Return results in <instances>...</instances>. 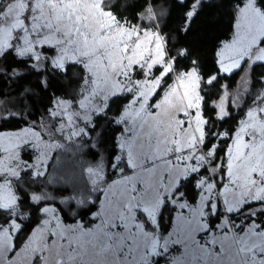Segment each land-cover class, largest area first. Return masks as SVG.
<instances>
[{"label": "rangeland", "instance_id": "374dc122", "mask_svg": "<svg viewBox=\"0 0 264 264\" xmlns=\"http://www.w3.org/2000/svg\"><path fill=\"white\" fill-rule=\"evenodd\" d=\"M101 2L102 0H67L74 15L70 21L63 18L62 27L68 31L79 27L84 33L78 37V43L82 52L92 54L93 72L102 78L98 82L102 94L86 101L90 110L80 109V119L72 115L74 104L67 108L60 120L64 129L55 134L50 129L58 121L57 118L50 117L49 112L39 122L17 130L0 132L3 137L0 139V146L9 149V152L0 156V167H7L15 162L10 161L9 156H15L21 164H27L26 167H17V175L8 173L5 176L0 172V196H8L10 189L11 195L16 198V204L11 210V220L20 226L14 219L18 213V200L12 179L23 171H29L33 176L43 175L55 150L70 146L82 135L87 137L86 129L92 124V120L104 112L111 98L118 95L129 94L130 100L115 119L122 127L117 143L123 140L125 144L124 149L119 150L116 163L121 158L125 161L130 150L136 167L131 170L126 166V173L119 169L118 177H114L103 187L106 162L100 160L101 162L86 169L87 182L91 185L90 193L92 192L89 197L94 198L98 194V199L96 210L85 214L84 221L76 217L79 214L77 208L68 209V206H64L68 202L66 199L61 200V206L43 205L40 209L41 220L18 248L14 247V238L20 227L12 229L11 224H7L12 249L3 254L2 264H37L36 255L25 252L24 246L32 240L36 241L35 247L47 245V249L39 255L47 256L48 264H250L249 249L264 247V227H259L264 225V123L253 119L251 126L246 127L244 132L237 136L235 133L239 132L240 124L248 119L246 113L257 107L246 110L232 135L233 141L228 144L230 150L224 154L223 159L224 173H228L227 180L220 176L214 178L218 167L210 165L211 153L205 154L201 149L205 119L201 109L199 79L197 86L188 83L183 89L177 88L175 92L171 90L177 83L178 75L187 73L192 68L187 71L173 69L164 75L161 71L164 66L158 65L160 56L157 50V63L153 64L151 71L147 68L132 71L131 79L136 82L137 87L123 77L120 78L122 82L117 81L115 73L122 63L133 64L140 62L142 58L146 63L153 56L152 40L148 37L137 38L135 31L120 26L112 14L102 10ZM2 3H6V0ZM16 7L19 8V5ZM145 28L156 31L152 27ZM234 34L233 26L231 38L222 42L216 56L222 74H230L245 64L238 87L232 94L236 106L240 104L239 96L243 95L250 83L251 66L264 62L240 57L239 67H236L234 58L239 46L224 47L231 42ZM16 35L14 32L12 39L0 35V43L7 40L9 44L16 45ZM44 48L51 49V52H43ZM125 48L129 52L134 51V54L131 57L125 56ZM9 50L12 51L9 48L4 53ZM35 51L41 55L39 68H43L48 62L50 68L62 71L53 66L52 61L56 56L51 47L37 44ZM16 56L29 59L27 56ZM68 64L80 65L66 59L64 68ZM157 69L159 71L156 74ZM141 71L146 74L142 76ZM84 72L86 76V70ZM165 78L168 79L163 91L156 104H151V98L163 85ZM213 79L214 77H210L207 81L212 82ZM156 80L160 81L159 84L155 83ZM228 97L225 93L214 103L219 118L227 115L225 108ZM57 101L58 99L53 101L51 110L60 112L61 109L56 107ZM19 103L21 98L16 96L12 97V101H4V104L0 99V107L6 105L18 109ZM187 111L189 115L185 119L189 123L181 126L179 114ZM69 115H72V124L67 123ZM85 115L90 116V123L83 120ZM23 129L30 130V138L35 143L32 146L23 144L17 149L14 136ZM32 129L40 131L41 137L31 136ZM79 129H83L82 135H71V132ZM250 132H258L260 136L249 142L247 136ZM24 153L31 156L28 158ZM206 164L209 165L211 178L199 179V190L204 191V199L195 200L193 204L185 200L186 204L177 205L185 208L173 210L170 228L162 235L158 221L160 206L166 202L167 196L178 183L206 167ZM221 185H224L223 188ZM219 193L222 194L221 197ZM89 199L81 200L82 204L86 206ZM209 203L215 205V215L209 212ZM45 207L54 212L44 213ZM141 212L146 216H142ZM54 215L59 217L60 229L55 227ZM45 220H51V223L45 225ZM205 220L209 225L207 230L204 229ZM88 221L93 222L85 225ZM216 224L220 227L216 228ZM61 230L62 235H52V232ZM165 241L168 251L162 252L159 246L164 245ZM154 245L157 247L156 255L150 254ZM26 256L29 258L26 259Z\"/></svg>", "mask_w": 264, "mask_h": 264}, {"label": "trees", "instance_id": "16d2710c", "mask_svg": "<svg viewBox=\"0 0 264 264\" xmlns=\"http://www.w3.org/2000/svg\"><path fill=\"white\" fill-rule=\"evenodd\" d=\"M3 1L5 0H0V3ZM191 2L192 0H148L157 17L156 21H151L146 18L145 0H103L118 21L123 20L139 28H153V24L156 23L153 29L164 36L165 51L167 57H171L174 70L187 71L192 67L196 68L200 82L202 115L205 119L201 149L204 153H211L210 165L218 167L213 177L224 178L225 152L223 149L230 143L228 136L233 135V130L236 129L246 110L257 107L261 97H264V63L251 66L250 83L243 95L239 96L240 104L235 106L232 94L238 87L245 64L230 74H222L218 68L216 53L222 42L229 40L232 36L233 4L236 0H201L198 12L189 21L187 30L184 31L181 30L185 20L184 14ZM180 50H186V54L178 55ZM42 51L51 52V49L44 48ZM193 61L196 62L195 65ZM32 64H34L32 60L18 58L10 50L0 59V70L7 72V75H0V99L4 104V101H12V97L21 98L18 109L15 106L0 107V113H2L0 132L17 130L25 125L39 122L44 115L47 116L55 99H71L75 105L81 94L83 88L81 81L85 72L80 65L68 64L64 70L57 71L50 68L48 62L40 69L32 67ZM13 69L18 74H13ZM158 71L159 69L155 73L157 74ZM210 77L214 79L211 83H207ZM167 79H164L163 85L151 98V104L159 94V89H163ZM225 93L231 96V98L228 97L225 108L227 115L219 118L216 115L214 103ZM129 100V94L111 98L104 112L96 116L92 124L87 127L88 136L82 135L70 146L55 150L43 175L33 176L29 171H23L12 179L18 200V213L15 214L14 219L20 224V229L14 238L15 248H18L38 225L42 218L40 209L43 205L61 206V200L66 199L68 202H65L64 206H68V209L77 208L79 214L76 217L82 221L85 220V214L96 210L98 194L94 198L89 197L92 195L86 176V169L89 166L101 162L100 160L106 162V174L102 187L114 177H118L119 169L122 173H126L128 169L124 159L121 158L120 162L116 163V157L119 156L117 136L122 132V127L116 123L115 119ZM260 106L264 107V104ZM209 140L213 143L209 144ZM114 153L115 163L113 162ZM23 155L28 158L31 156L26 153ZM209 171L207 166H204L193 175L198 179H208L211 178ZM187 179L180 184L186 183ZM32 195H41L46 198L33 201L30 199ZM188 195L195 197L190 185L186 189L184 199L193 204L195 201L189 199ZM84 199H89L86 206L78 203ZM172 214L171 207L162 210L159 214L158 221L162 235L170 228ZM7 215L8 211L0 210V223L5 221ZM92 222H85V225H91Z\"/></svg>", "mask_w": 264, "mask_h": 264}, {"label": "snow or ice", "instance_id": "6c2138e0", "mask_svg": "<svg viewBox=\"0 0 264 264\" xmlns=\"http://www.w3.org/2000/svg\"><path fill=\"white\" fill-rule=\"evenodd\" d=\"M201 4V0H192L188 9L185 12V20L182 25V29L186 31L187 25L189 21L196 15L199 10V6ZM19 5V8L16 6ZM101 8L104 12L111 15V10L108 5L101 2ZM234 9V37L231 42L225 44V48H237L236 57L234 58V63L236 67H239V58L246 57L248 60H255L258 62H264V0H236V3L233 4ZM147 13V19H151L156 21L157 17L153 11V8L149 5L148 0H145V10ZM17 13L13 15L12 13ZM74 15L73 10L70 5L67 3V0H6V3H0V35L7 37L8 39L13 38V33L16 32L17 35L15 39L17 41L16 45L9 44L7 40L3 43H0V56H3L5 49H11L12 52L20 57L27 56L30 60L35 61L36 63L32 64V67H39V61L41 60V55L35 51V46L37 44L40 45H48L53 49V54L56 58L52 61L53 66L64 70L65 60H71L72 62L79 63L82 66V70H86L87 75L82 78L83 88L81 89V94L75 104V107L72 109V115H75L77 119H80V109H84L85 111H89V105L86 104V101L95 99L98 95L102 94V90L98 88V82L102 79L97 76L96 73L93 72V64H92V54L88 52H82L80 49V45L78 43V37L83 36L84 33L80 30L79 27H74L71 31L65 30L62 27L63 18H70ZM115 18V17H114ZM120 26L127 27L129 31H135L137 38L140 37H148L152 40L151 47L153 49V56L150 57L145 63L143 58L140 62L129 64L127 62L122 63L120 69L115 73V79L117 81H121L120 78L123 77L128 80L129 83L133 84V86L137 87L136 82L131 79V73L133 70L145 69L151 71L153 64L157 63V59L155 56V52L158 50L160 56V62L158 65H163L161 71L164 75H167L169 72L173 70V65L170 62L171 57H166L165 51V38L159 31H151L147 28L139 29L136 25L128 24L123 20L118 21ZM156 27V23L153 24V28ZM22 41V44L20 43ZM58 49V54H57ZM71 53V55H68ZM134 54L133 52H129L127 48L124 49V55L127 57H131ZM186 54V50H180L178 55L183 56ZM223 58V57H222ZM195 65V61L192 62ZM13 74H18L15 70H12ZM143 71H141V75H145ZM0 75H7L6 71H0ZM171 79V77H169ZM198 72L195 67H192L191 71L187 73H183L178 75L177 83L174 87L171 88L172 92H175L177 88L183 89L184 86L188 83H194L195 86L198 85ZM122 82V81H121ZM159 80H156L155 83L159 84ZM211 83V81H207ZM127 91V89L125 90ZM163 90L159 89V94L153 99V104H156V99L160 96ZM167 94L165 95L166 98ZM141 99H143L141 95ZM260 104H264V97H261L260 102L257 105V109L248 111L246 113L248 119L243 121L240 124L239 132L235 133V136L239 135L241 132H244L246 127L251 126V122L253 119L264 123V107L260 106ZM73 101L71 99H58L56 107L61 109L60 112L55 110L49 111V116L52 118H57V125H54L50 131L55 134L57 131H63L64 124L60 123V120L63 119V113L67 110V108L72 107ZM191 109V108H190ZM94 114V113H93ZM72 115L67 117V123L72 124ZM189 113L181 112L179 114V119L181 126H187L189 121L185 119ZM83 120L90 123L91 118L88 115L83 117ZM87 126V125H85ZM29 129H23L21 133H16L14 136V140L16 141L15 147L18 149L23 144H28L32 146L35 141L30 138ZM235 131V130H233ZM83 129H79L78 131L71 132V135H82ZM42 133L36 129L31 130V136H35L37 138L41 137ZM260 136L258 132H250L247 136V140L249 142L257 139ZM0 139H3L0 136ZM11 139V138H10ZM230 143L233 141V137L231 135L228 136ZM209 144H212L213 141L209 140ZM125 144L123 140L117 145V150L124 149ZM230 150L229 147L225 146L223 151L227 153ZM12 151H15L13 149ZM9 152L8 148L0 146V156H3L5 153ZM46 155V154H45ZM114 163H115V153ZM8 159L10 161H15L14 163L9 164L7 167H0V172H3L5 176L8 173L12 175H17V167H26L27 164H21L18 158L15 156H9ZM125 164L129 169H134L136 165L133 163L131 152L126 155ZM119 166L117 165V168ZM90 171H92L90 169ZM97 175L100 173L97 171ZM225 180H227L228 173L225 171L224 173ZM96 181L94 180L93 183ZM195 182V183H194ZM189 185L192 188V191L195 193V197L188 198L195 201L198 199H204V191L199 190V179L193 175L187 179V182L184 184H177L176 187L166 198V202L160 206L159 213L162 210H167L168 208L176 209H184L185 207H177V205H184L186 201L184 199L186 195V189H188ZM224 185H221L223 188ZM135 191V188L133 189ZM46 197H42L41 195H32L30 197L33 201H40ZM6 201V202H5ZM78 203H82L78 201ZM16 204V198L11 195L9 189L8 196H0V210L7 209L8 215L3 223H0V264H2L3 254L12 249V244L10 242V230L5 226L6 224H11L12 229H18L20 226L15 224L11 220V210ZM215 205L209 203L208 210L212 215H215L214 211ZM44 213H49L50 211L54 212L53 209L45 207L43 209ZM142 216H146L145 213L141 212ZM53 219L56 220L55 227L60 229V221L58 216H53ZM162 219V216H160ZM51 223V220H45L44 224L48 225ZM209 227L207 220L204 221V229L207 230ZM216 228H219L220 225L216 224ZM259 227H264V225H259ZM40 231L39 229L37 230ZM63 234V230L59 232H52L53 236H58ZM36 241H29L27 245H25V252L29 254L36 255L37 264H48V257L39 255V253L44 252L47 249V245H40L39 247H35ZM167 241H165L164 245H160L159 248L162 252H167L168 249L166 247ZM251 252L250 264H264V247H260L259 249H249ZM150 254L156 255L157 247L154 245L150 249ZM260 259H257V257ZM29 258L26 256V259ZM12 264V262H9Z\"/></svg>", "mask_w": 264, "mask_h": 264}, {"label": "built area", "instance_id": "2783aa9c", "mask_svg": "<svg viewBox=\"0 0 264 264\" xmlns=\"http://www.w3.org/2000/svg\"><path fill=\"white\" fill-rule=\"evenodd\" d=\"M206 166H207V168L209 169V165L206 164ZM218 195L221 197L222 194L219 193Z\"/></svg>", "mask_w": 264, "mask_h": 264}, {"label": "flooded vegetation", "instance_id": "af4514ba", "mask_svg": "<svg viewBox=\"0 0 264 264\" xmlns=\"http://www.w3.org/2000/svg\"><path fill=\"white\" fill-rule=\"evenodd\" d=\"M37 69H40L39 67H37ZM90 185V184H89ZM91 186V185H90Z\"/></svg>", "mask_w": 264, "mask_h": 264}]
</instances>
